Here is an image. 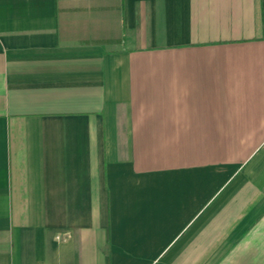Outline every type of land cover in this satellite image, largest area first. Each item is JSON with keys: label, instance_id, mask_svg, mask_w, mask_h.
Here are the masks:
<instances>
[{"label": "crops", "instance_id": "crops-1", "mask_svg": "<svg viewBox=\"0 0 264 264\" xmlns=\"http://www.w3.org/2000/svg\"><path fill=\"white\" fill-rule=\"evenodd\" d=\"M0 264H264V0H0Z\"/></svg>", "mask_w": 264, "mask_h": 264}]
</instances>
